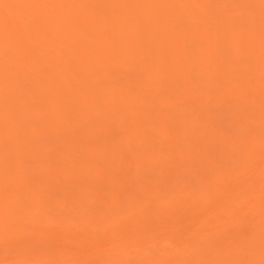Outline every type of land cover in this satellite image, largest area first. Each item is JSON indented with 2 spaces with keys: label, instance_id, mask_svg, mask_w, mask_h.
I'll use <instances>...</instances> for the list:
<instances>
[{
  "label": "rangeland",
  "instance_id": "obj_1",
  "mask_svg": "<svg viewBox=\"0 0 264 264\" xmlns=\"http://www.w3.org/2000/svg\"><path fill=\"white\" fill-rule=\"evenodd\" d=\"M0 264H264V0H0Z\"/></svg>",
  "mask_w": 264,
  "mask_h": 264
},
{
  "label": "bare ground",
  "instance_id": "obj_2",
  "mask_svg": "<svg viewBox=\"0 0 264 264\" xmlns=\"http://www.w3.org/2000/svg\"><path fill=\"white\" fill-rule=\"evenodd\" d=\"M30 6V5H29ZM24 7V6H23ZM25 8V7H24ZM18 22V21H17ZM19 24V23H18ZM96 61V60H95Z\"/></svg>",
  "mask_w": 264,
  "mask_h": 264
}]
</instances>
